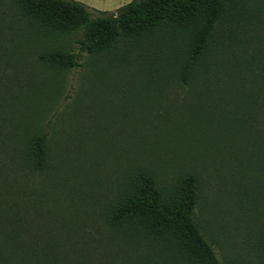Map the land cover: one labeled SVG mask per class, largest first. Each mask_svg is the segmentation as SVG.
Masks as SVG:
<instances>
[{
	"label": "rangeland",
	"instance_id": "rangeland-1",
	"mask_svg": "<svg viewBox=\"0 0 264 264\" xmlns=\"http://www.w3.org/2000/svg\"><path fill=\"white\" fill-rule=\"evenodd\" d=\"M75 1L93 15L130 2ZM73 40L52 47L80 52ZM184 46V36L159 33L122 40L96 55L82 53L81 66L69 71L38 64L31 50L19 54L14 68L3 66L4 84L17 78L22 94L28 89L22 112L29 116L17 121L23 148L31 132L52 120L49 177H56V193L43 191L37 203L63 211L61 217L72 223L67 242L76 248L69 260L59 254L63 263L87 256L110 264H175L167 242L157 245L152 241L158 238L145 233L126 243L106 227L109 208L130 191L140 168L165 191L181 175L194 174V217L218 259L264 264V5L241 1L234 20L215 30L186 87L175 80ZM206 83L216 94L211 108L200 100L209 97L199 95L198 85ZM143 85H152L150 92ZM27 169L21 162L20 174L26 177ZM12 170L9 180L17 167Z\"/></svg>",
	"mask_w": 264,
	"mask_h": 264
},
{
	"label": "trees",
	"instance_id": "trees-1",
	"mask_svg": "<svg viewBox=\"0 0 264 264\" xmlns=\"http://www.w3.org/2000/svg\"><path fill=\"white\" fill-rule=\"evenodd\" d=\"M10 1L8 7L0 1V264H61L59 254L69 260L76 248L67 242L72 223L61 217L65 215L63 211L39 208L37 203L43 191L56 193L53 185L56 177H49L52 120L48 119L42 130L31 132L23 148L16 139L17 121L29 116L22 112L26 111L28 89L26 85V94H22L23 85L17 78L11 86L4 84L3 66L14 68L20 62L19 54L31 50L38 64L69 71L81 66L82 53L92 56L106 52L125 39L159 33L180 35L185 37L186 46L179 54L175 80L186 87L191 85L194 73L207 56L215 30L224 21L234 20L237 6L243 0H130L116 12L96 15L75 0ZM250 1L264 5V0ZM70 37L80 52L58 45L52 47ZM211 84L198 85L202 89L199 95L209 96L200 99L201 103L205 100L204 104L211 105L210 108L212 96H216L208 87ZM143 86L150 92L152 85ZM21 162L29 166L26 177L20 174ZM14 166L16 174L9 180ZM35 179L43 180L37 183ZM21 186H28L27 190H21ZM197 207L194 174L181 175L165 191L152 173L137 168L130 191L109 208L105 223L109 231L120 235L126 243L134 244L130 240L145 237V233L158 238L152 241L157 245L161 246L162 240L167 242L175 253V264H222L213 241L205 237L195 220ZM63 264H110V261L95 262L86 256Z\"/></svg>",
	"mask_w": 264,
	"mask_h": 264
}]
</instances>
